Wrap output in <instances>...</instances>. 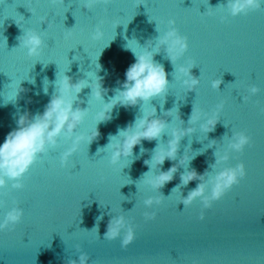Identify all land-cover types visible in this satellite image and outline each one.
Wrapping results in <instances>:
<instances>
[{"label":"water","instance_id":"1","mask_svg":"<svg viewBox=\"0 0 264 264\" xmlns=\"http://www.w3.org/2000/svg\"><path fill=\"white\" fill-rule=\"evenodd\" d=\"M85 3L0 0V145L18 127L21 115L44 112L56 92V79L64 73L73 82L85 79L90 85L97 74L107 89L104 100H98L91 87L85 88L75 104L88 109L77 135H90L97 127L96 140L82 142L65 166L62 156L72 141L62 137L33 165L22 189L12 188L9 181L0 192V222L13 207L24 212L14 228L0 231V264H69L82 253L90 257L89 264H264V8L232 17L222 7L227 0H111L90 10ZM171 20L188 37L189 49L174 63L165 46L155 55L168 73L167 94L147 105H118L110 120L98 123L104 103L115 96L136 62L127 47L137 55L146 47L155 51ZM97 28L103 31L100 39L95 38ZM29 30L44 38L39 57L19 47V37ZM192 62L200 83L189 91L179 68ZM217 79L223 81L219 89L212 86ZM20 83L24 91L15 100ZM252 86L260 92L251 94ZM220 104L224 107L215 130L204 132L201 124ZM153 106L169 122L162 145L173 128L196 129L182 139L177 160L165 161L163 171L174 164L179 170L162 189L145 183L160 173L159 165L150 171L145 164L157 141H143L133 157L117 165L111 164V149L106 148L110 137ZM194 109L205 115L193 125L188 121ZM169 110L173 117L165 115ZM238 131L246 132L252 143L213 168L215 153L225 154ZM184 155L194 157L190 164L179 163ZM241 162L247 176L212 208L203 209L199 199L191 206L181 202L199 183L182 185V173L195 169L208 179ZM150 197H162L163 203L147 207L144 201ZM146 212H155L156 218L147 220ZM121 215L136 227V240L126 249L123 233L116 240L104 239L110 220Z\"/></svg>","mask_w":264,"mask_h":264},{"label":"clouds","instance_id":"2","mask_svg":"<svg viewBox=\"0 0 264 264\" xmlns=\"http://www.w3.org/2000/svg\"><path fill=\"white\" fill-rule=\"evenodd\" d=\"M61 2H64V0H61ZM99 3L108 5L111 0H86L84 8L90 10ZM222 7L226 9L230 16L238 17L241 14L248 15L250 12L264 8V0H227V4L222 5ZM224 19L226 20L227 16ZM175 23V20L169 22V30L159 37L158 43L155 45V51L149 50L151 47H146L142 54L137 55L131 47H127L135 55L136 62L128 68L126 80L122 82L121 88L116 89L115 96L110 102L104 103L103 111L98 114V123L110 120L113 109L118 105L126 108L141 105V102H143L142 105H147L154 98L167 94L170 85L168 73L163 64L155 60V55L160 52L162 46H165L169 58L174 63L184 56L189 49L188 37L180 34L175 27ZM102 37L103 31L97 28L95 38L100 39ZM19 40V47L27 49L28 56L39 57L42 54L45 42L38 31L29 30L26 33L24 32V35L19 37ZM195 66V62H192L189 66H181L179 68L183 78V85L189 91H194L200 83L199 78L192 74V69ZM96 77V82L90 85L89 81L85 79L73 82L72 77L64 73L62 79L59 81L56 79V92L42 114L38 113L33 116L26 113L19 117L18 127L11 131L4 143L0 145V192L8 187L9 181L13 182L12 188L22 189L24 187L22 181L33 165L43 155L47 154L50 149L57 147L62 137L72 141V146L62 156L61 162L66 166L70 157L79 150L82 142L87 141L90 145L100 136L97 127L90 135H77V129L83 123L88 109L75 106L76 101L79 99V94L88 87H91L92 94L94 93L96 99L104 100L107 89L102 85V78L97 74ZM222 83V79H217L213 81L212 86L219 89ZM22 91L24 89L20 83L15 93V100ZM250 92L256 95L260 92V88L252 86ZM45 93H47V88H45ZM244 99H247V97ZM223 107V104L218 105L215 114L201 124L204 132L209 133L215 130L219 122L220 110ZM165 115L173 117V110L167 111ZM204 115L201 110L194 109L188 123L194 125L200 122ZM178 118L180 119V117ZM168 129L169 122L160 118L156 107L153 106L144 110L134 123L130 124L126 129H121L116 136L110 137V142L106 148L111 149V164L117 165L122 159L133 157L134 149L138 145L142 146L143 141L155 140L158 142L157 147L154 149L151 159L145 160V164L149 166L150 171L159 165L160 173L152 175L145 183L153 189H162L175 178V174L179 170L174 164L167 171H163L162 168L165 161H176L182 139L196 130L194 127L173 128L171 130V139L168 140L166 145H162L160 141L165 133L168 134ZM251 143L252 138L246 132L238 131L233 133L225 154L215 153L217 160L212 167L215 168L217 165L227 162L230 159V153L233 151L242 153ZM141 150L143 151L142 148ZM193 158L184 155L179 163L181 165L190 164ZM206 175L208 174H200L195 169L181 174L180 180L184 186L189 185L192 181H199L197 187L189 191L186 197L181 196V202L185 206H191L199 199L203 209L212 208L214 202L221 200L234 186L241 182V179L247 176V168L241 162L235 167L223 168L216 172L215 175L209 176L208 179H205ZM178 188L179 186H177L176 190ZM162 203V197H150L144 201L147 207ZM23 215V209L19 206L7 211L3 221L0 222V231L14 228L15 225L22 221ZM144 215L147 220L156 218L155 212H146ZM199 218L202 221L206 218L204 211H201ZM122 233V247L126 249L136 240V227L123 215L110 220L104 239L116 240L121 237ZM89 260L88 254L82 253L78 261L72 260L69 264H89Z\"/></svg>","mask_w":264,"mask_h":264}]
</instances>
